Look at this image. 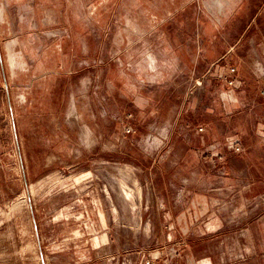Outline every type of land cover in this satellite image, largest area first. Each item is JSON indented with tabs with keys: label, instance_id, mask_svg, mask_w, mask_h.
Instances as JSON below:
<instances>
[{
	"label": "rangeland",
	"instance_id": "obj_1",
	"mask_svg": "<svg viewBox=\"0 0 264 264\" xmlns=\"http://www.w3.org/2000/svg\"><path fill=\"white\" fill-rule=\"evenodd\" d=\"M0 8V264H264V0Z\"/></svg>",
	"mask_w": 264,
	"mask_h": 264
},
{
	"label": "built area",
	"instance_id": "obj_2",
	"mask_svg": "<svg viewBox=\"0 0 264 264\" xmlns=\"http://www.w3.org/2000/svg\"><path fill=\"white\" fill-rule=\"evenodd\" d=\"M221 71L222 70L219 71V78L225 83L227 88L230 89L231 93H233L238 87L234 76L235 68L229 67L226 74Z\"/></svg>",
	"mask_w": 264,
	"mask_h": 264
},
{
	"label": "crops",
	"instance_id": "obj_3",
	"mask_svg": "<svg viewBox=\"0 0 264 264\" xmlns=\"http://www.w3.org/2000/svg\"><path fill=\"white\" fill-rule=\"evenodd\" d=\"M219 5V7L221 6L220 5V3L218 4ZM0 19H1V21H4V18H3V9L2 8H0ZM11 64L13 65V62H11Z\"/></svg>",
	"mask_w": 264,
	"mask_h": 264
},
{
	"label": "bare ground",
	"instance_id": "obj_4",
	"mask_svg": "<svg viewBox=\"0 0 264 264\" xmlns=\"http://www.w3.org/2000/svg\"><path fill=\"white\" fill-rule=\"evenodd\" d=\"M156 140V139H155ZM158 144V143H157ZM126 196V195H125Z\"/></svg>",
	"mask_w": 264,
	"mask_h": 264
}]
</instances>
